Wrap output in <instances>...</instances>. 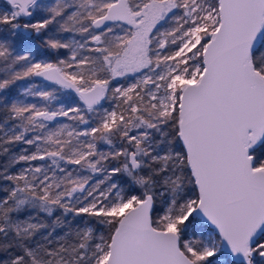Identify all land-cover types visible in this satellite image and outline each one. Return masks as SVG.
Instances as JSON below:
<instances>
[{
  "label": "snow or ice",
  "instance_id": "6c2138e0",
  "mask_svg": "<svg viewBox=\"0 0 264 264\" xmlns=\"http://www.w3.org/2000/svg\"><path fill=\"white\" fill-rule=\"evenodd\" d=\"M0 264H264V0H0Z\"/></svg>",
  "mask_w": 264,
  "mask_h": 264
},
{
  "label": "trees",
  "instance_id": "16d2710c",
  "mask_svg": "<svg viewBox=\"0 0 264 264\" xmlns=\"http://www.w3.org/2000/svg\"><path fill=\"white\" fill-rule=\"evenodd\" d=\"M19 83H23L22 81ZM29 102H38V101H32L31 98H29Z\"/></svg>",
  "mask_w": 264,
  "mask_h": 264
}]
</instances>
